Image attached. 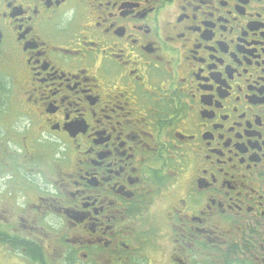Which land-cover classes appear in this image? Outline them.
<instances>
[{
    "label": "flooded vegetation",
    "instance_id": "obj_1",
    "mask_svg": "<svg viewBox=\"0 0 264 264\" xmlns=\"http://www.w3.org/2000/svg\"><path fill=\"white\" fill-rule=\"evenodd\" d=\"M0 33V264H264V0H0Z\"/></svg>",
    "mask_w": 264,
    "mask_h": 264
},
{
    "label": "rangeland",
    "instance_id": "obj_2",
    "mask_svg": "<svg viewBox=\"0 0 264 264\" xmlns=\"http://www.w3.org/2000/svg\"><path fill=\"white\" fill-rule=\"evenodd\" d=\"M11 113H12V110H11ZM14 117H13V116ZM16 116L14 115V112H13V114H10V110H8V109H0V148L1 147H3V146H5L6 145V147H7V142L6 143H3V141H2V138L3 137H5V135H6V131L8 130L9 131V133H10V136L12 135V132H11V128H14V127H16L17 125H15L18 121H19V118L17 117V118H15ZM12 118L14 119H16V123L12 120ZM8 126H9V128H8ZM6 128V129H5ZM8 128V129H7ZM8 135V134H7ZM14 138V140H16L17 142L19 141V140H22V137H21V135L20 136H18V135H16V136H14L13 137ZM14 140H13V142H10L8 145L9 146H11V147H14L15 145V143H14ZM13 150V149H12ZM3 171H1V169H0V183H4L5 181H8L7 180V176H8V173H6L7 171H5V172H3ZM6 183V182H5ZM5 183H4V185H5ZM2 192H4V191H6V188L5 187H3V189L1 190ZM1 259V258H0Z\"/></svg>",
    "mask_w": 264,
    "mask_h": 264
},
{
    "label": "water",
    "instance_id": "obj_3",
    "mask_svg": "<svg viewBox=\"0 0 264 264\" xmlns=\"http://www.w3.org/2000/svg\"><path fill=\"white\" fill-rule=\"evenodd\" d=\"M0 40H1V33H0Z\"/></svg>",
    "mask_w": 264,
    "mask_h": 264
},
{
    "label": "bare ground",
    "instance_id": "obj_4",
    "mask_svg": "<svg viewBox=\"0 0 264 264\" xmlns=\"http://www.w3.org/2000/svg\"><path fill=\"white\" fill-rule=\"evenodd\" d=\"M1 109V108H0ZM10 140V139H9ZM18 145V144H17Z\"/></svg>",
    "mask_w": 264,
    "mask_h": 264
}]
</instances>
